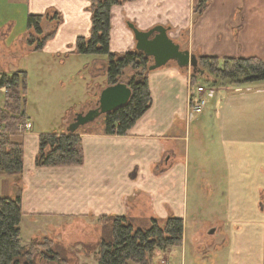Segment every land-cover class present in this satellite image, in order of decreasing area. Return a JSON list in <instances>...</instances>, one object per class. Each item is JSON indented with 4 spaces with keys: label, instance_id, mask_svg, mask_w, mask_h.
Listing matches in <instances>:
<instances>
[{
    "label": "crops",
    "instance_id": "crops-1",
    "mask_svg": "<svg viewBox=\"0 0 264 264\" xmlns=\"http://www.w3.org/2000/svg\"><path fill=\"white\" fill-rule=\"evenodd\" d=\"M200 1L134 0L115 5L111 50L137 49L132 26L149 31L162 25L181 49L198 58L264 60V0H206L199 13ZM5 12L9 19L0 25V54L11 52L9 47L20 48L18 41H23L24 49L14 56V62L22 58V70H28L29 97L34 83L39 95L44 90L49 97L51 87L65 83V76L69 83L78 76L88 84L98 72L99 62L104 61L107 69V57L76 52L77 39L91 34L90 0H0V18ZM54 14L61 19L56 34L42 50L32 51L29 40L34 32L27 27L28 16ZM17 16L21 27L10 40L5 37L6 26ZM25 62L32 64V75L23 67ZM8 72L0 64V73ZM193 73L192 67H182L176 60L151 70L150 108L126 135L106 134L103 125L82 129V165L37 166L40 135L57 131L37 128L27 111L32 128L17 137L24 149L23 221L25 215L31 220L43 216L98 220L121 215L145 227L152 219L184 218L190 156L182 145L189 132L193 222L196 225L206 217L210 235L227 230L218 256L227 252L231 264H264V82L215 86L213 97L198 113L189 106ZM78 88L66 100L78 97ZM5 92L0 88L4 99ZM100 93H95L97 98L85 110L94 108ZM0 181V195H10L13 177L0 176ZM203 198L207 202L204 216L197 217ZM174 251L158 250L155 264H174L170 258Z\"/></svg>",
    "mask_w": 264,
    "mask_h": 264
},
{
    "label": "trees",
    "instance_id": "trees-1",
    "mask_svg": "<svg viewBox=\"0 0 264 264\" xmlns=\"http://www.w3.org/2000/svg\"><path fill=\"white\" fill-rule=\"evenodd\" d=\"M129 1L134 0H91V34L76 41L78 54L107 57L108 85L124 81L122 77L128 73L125 82L132 90L130 101L103 115L104 132L111 135H126L152 104L149 73L153 59L138 49L116 53L110 48L112 9ZM205 6L206 0H201L196 11L201 13ZM60 20L59 14L28 16L27 27L34 32L29 40L32 51L42 50L54 37ZM198 59V71L193 73L194 85L197 76L208 80L211 77L210 83L215 86L264 82V60L261 58L200 56ZM0 88H6L4 105L0 107V176H12L15 189L14 195H0V264H36L43 258L62 262L61 254L51 245H42L37 240L24 245L22 238L24 149L23 141L18 138L23 133L19 127L28 122L27 71L1 73ZM80 133L78 129L41 134L36 165H82L84 153ZM98 220L103 231L94 246L98 264H153L155 250L182 246L184 242L182 217L152 219L145 227L137 226L131 218L121 215L102 216ZM64 260L66 262L68 258L64 257Z\"/></svg>",
    "mask_w": 264,
    "mask_h": 264
},
{
    "label": "rangeland",
    "instance_id": "rangeland-1",
    "mask_svg": "<svg viewBox=\"0 0 264 264\" xmlns=\"http://www.w3.org/2000/svg\"><path fill=\"white\" fill-rule=\"evenodd\" d=\"M126 3L128 2L121 3L120 5ZM1 15L3 18H0V25H3L9 18L7 17V12L2 13ZM14 22L8 23L6 26L7 33L5 37H8L10 40L15 36L21 27L19 16H17ZM18 42L20 44V48L16 49L15 46L9 47L12 49L11 52H5L3 49H1V51L4 52L0 54V64L8 69L9 74L23 69L21 67L22 62H24L22 58V61L20 60V62H16L18 59L17 58L14 62V56L18 55V53L21 54L22 49H24L23 41L19 40ZM4 56L9 58L6 59ZM95 57L102 58L104 56L95 55ZM99 63L98 72L95 76L92 75V77L94 76L93 80H90V78L88 79V84L86 82L83 83V80L80 81V77L78 76L75 77V80H73L72 83H69V79L65 76L63 77L65 83L61 85H53L51 87L52 91L49 97L44 94V90L42 94L39 95L35 89V83L33 86H30L31 95L30 97L27 95V99L29 100V108L27 107V111L30 113L32 122L37 128L46 129L47 131H67L78 114L87 113L89 111L85 109L89 104L91 105L94 102V98H97V94L95 93H99V91H102L107 87V73L105 74L107 69L105 70L104 61ZM17 65L20 66L17 67ZM23 65V67L29 69L32 75V64L25 62ZM26 71L28 73V70ZM83 71L87 72L88 70L84 69ZM127 74L128 73H125L122 77L124 81L128 79ZM206 76L209 78L207 74ZM210 78L208 80L201 76H197L196 79L197 81H200L198 84H203L214 89L215 85L210 83ZM78 86V97L73 96L66 100V97L68 95L70 96V94L72 95L74 89ZM81 91L83 92L82 94L80 93ZM1 99H4V94L1 95L0 93V100ZM97 106L98 103L94 105V108H97ZM103 123L104 116L101 115L93 122L80 126L79 132L82 129L92 130L95 128V126L99 127V125H103ZM21 136L23 135L21 134ZM187 136L188 138H186V141L183 142L182 145V151L184 152L185 149H187V152L190 156L189 186L186 195L185 215L183 218L184 242L182 246L174 247L175 251L170 256L171 262L174 264H192V261L193 264H231L227 259L228 257H226L227 252H224L226 254H223V256H218L219 244H221V240L226 237L227 230L219 229L217 236L210 235V230H207V218L203 217L204 207L207 205L205 198L199 200V203H202L196 214L197 217L200 216L203 218L198 221L196 225L191 218V139L189 142L191 134L188 132ZM14 192L15 189L13 185V188L10 190V195H14ZM6 195H9V193ZM24 219L25 220L22 224V238L24 245L31 244L33 240H37L42 245L45 243L47 245H51L53 250L60 253L62 256V262L59 263L48 261L46 258L41 260L38 258L39 261L36 264H98L96 257L94 256V246L96 243H98L103 231L99 220L96 218L77 217L70 219H60V221L58 219H51L43 216L41 219L31 220L27 215H25ZM134 224L138 226L140 223L134 222ZM43 248L45 247L43 246ZM158 250L160 251V249L155 250L153 264H155V259L158 257V255H155ZM167 250L161 251L166 252ZM64 257L68 258L66 262L65 260L63 261ZM161 264L164 263L162 262Z\"/></svg>",
    "mask_w": 264,
    "mask_h": 264
},
{
    "label": "water",
    "instance_id": "water-1",
    "mask_svg": "<svg viewBox=\"0 0 264 264\" xmlns=\"http://www.w3.org/2000/svg\"><path fill=\"white\" fill-rule=\"evenodd\" d=\"M137 39V49L143 51L153 59L150 70L164 66L170 60H176L182 67H192L198 71L199 59L188 50L181 49L168 34L166 27L160 25L149 31H141L132 26ZM132 97V90L126 82L120 81L108 85L101 91L97 108L90 109L87 113L76 116L68 131H76L80 126L93 122L101 115L111 113L125 106ZM1 184V181H0Z\"/></svg>",
    "mask_w": 264,
    "mask_h": 264
},
{
    "label": "built area",
    "instance_id": "built-area-1",
    "mask_svg": "<svg viewBox=\"0 0 264 264\" xmlns=\"http://www.w3.org/2000/svg\"><path fill=\"white\" fill-rule=\"evenodd\" d=\"M6 90V88H4ZM214 89L203 84L194 85L192 82L189 87V106L194 112H203L206 108L209 98L213 97ZM20 130H30L32 124L28 122L26 125H21Z\"/></svg>",
    "mask_w": 264,
    "mask_h": 264
}]
</instances>
